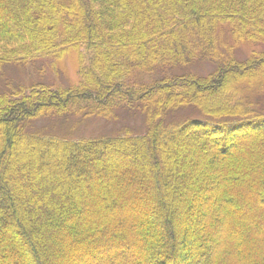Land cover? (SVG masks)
<instances>
[{"label":"trees","instance_id":"1","mask_svg":"<svg viewBox=\"0 0 264 264\" xmlns=\"http://www.w3.org/2000/svg\"><path fill=\"white\" fill-rule=\"evenodd\" d=\"M82 47L0 90V264H264V0H0V67Z\"/></svg>","mask_w":264,"mask_h":264},{"label":"rangeland","instance_id":"2","mask_svg":"<svg viewBox=\"0 0 264 264\" xmlns=\"http://www.w3.org/2000/svg\"><path fill=\"white\" fill-rule=\"evenodd\" d=\"M223 31L221 35L222 50L226 51L230 46L234 47V52L240 59H246L254 51H262L263 48L257 45L241 44L236 45L232 37ZM84 55V64L87 66L90 60V53L82 47L80 51H69L64 59L61 61H54L52 59H37L35 62H9L0 67V90L3 88L5 81H13V84L29 85L35 82L44 81L55 87H68L73 84H78L80 81V61L79 53ZM215 69L211 63H196L183 70L178 69L177 73H194L196 75H207ZM126 111H119V119L117 121H100L89 120L87 123L81 125L75 137L81 136H95L99 134H113L117 130H121L124 126H128L134 132H141L143 129L140 118L128 117ZM50 122H41L38 126H48ZM257 162V161H256ZM246 167L254 166V161L246 160L244 162Z\"/></svg>","mask_w":264,"mask_h":264}]
</instances>
